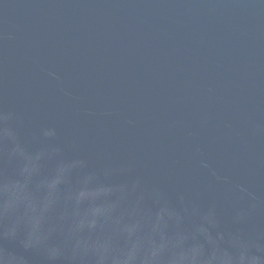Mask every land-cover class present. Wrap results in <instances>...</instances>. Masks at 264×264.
I'll return each instance as SVG.
<instances>
[{"label":"water","instance_id":"obj_1","mask_svg":"<svg viewBox=\"0 0 264 264\" xmlns=\"http://www.w3.org/2000/svg\"><path fill=\"white\" fill-rule=\"evenodd\" d=\"M0 264H264V0H0Z\"/></svg>","mask_w":264,"mask_h":264}]
</instances>
